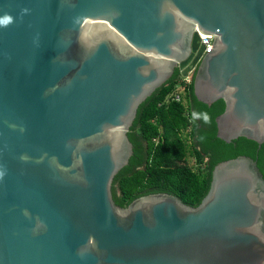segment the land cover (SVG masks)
I'll return each instance as SVG.
<instances>
[{"label":"water","instance_id":"1","mask_svg":"<svg viewBox=\"0 0 264 264\" xmlns=\"http://www.w3.org/2000/svg\"><path fill=\"white\" fill-rule=\"evenodd\" d=\"M174 67L224 101L219 138L264 142V0H0V264H264L248 156L217 163L196 206L112 198L136 110Z\"/></svg>","mask_w":264,"mask_h":264},{"label":"trees","instance_id":"2","mask_svg":"<svg viewBox=\"0 0 264 264\" xmlns=\"http://www.w3.org/2000/svg\"><path fill=\"white\" fill-rule=\"evenodd\" d=\"M178 75L176 70L136 110L127 132L132 154L111 184L116 205L126 207L139 196L164 192L196 206L209 189L214 166L240 155L252 158L264 178V142L219 138L215 118L223 112L224 101H199L193 79ZM188 157L197 164L189 165Z\"/></svg>","mask_w":264,"mask_h":264},{"label":"built area","instance_id":"3","mask_svg":"<svg viewBox=\"0 0 264 264\" xmlns=\"http://www.w3.org/2000/svg\"><path fill=\"white\" fill-rule=\"evenodd\" d=\"M198 35H199V42L201 44L204 45V50H203V53L205 52H208L210 50V48L212 47V35H204V34H201L199 31H198ZM186 81H189V78H186ZM176 99H179V96L176 95Z\"/></svg>","mask_w":264,"mask_h":264},{"label":"flooded vegetation","instance_id":"4","mask_svg":"<svg viewBox=\"0 0 264 264\" xmlns=\"http://www.w3.org/2000/svg\"><path fill=\"white\" fill-rule=\"evenodd\" d=\"M176 70H178V74H179L178 77L181 78L180 71H179L178 67H174V68H173L172 73H171V75L169 76V78L175 73ZM195 70H196V69H192V70L189 72V75H191V78H193V75H194V73H195ZM169 78H168V79H169ZM168 79H167V80H168ZM167 80H166V81H167ZM166 81H165V82H166Z\"/></svg>","mask_w":264,"mask_h":264},{"label":"rangeland","instance_id":"5","mask_svg":"<svg viewBox=\"0 0 264 264\" xmlns=\"http://www.w3.org/2000/svg\"><path fill=\"white\" fill-rule=\"evenodd\" d=\"M188 163L191 166H195L197 163L195 162V159L193 157H188Z\"/></svg>","mask_w":264,"mask_h":264},{"label":"clouds","instance_id":"6","mask_svg":"<svg viewBox=\"0 0 264 264\" xmlns=\"http://www.w3.org/2000/svg\"><path fill=\"white\" fill-rule=\"evenodd\" d=\"M195 69V68H194ZM186 78H189V81L191 80V79H193V78H191V75H188L187 77H183V76H181V79H184L185 81H186Z\"/></svg>","mask_w":264,"mask_h":264}]
</instances>
